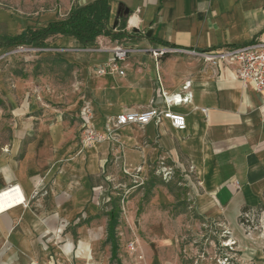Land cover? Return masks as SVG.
I'll return each mask as SVG.
<instances>
[{
    "label": "crops",
    "instance_id": "crops-1",
    "mask_svg": "<svg viewBox=\"0 0 264 264\" xmlns=\"http://www.w3.org/2000/svg\"><path fill=\"white\" fill-rule=\"evenodd\" d=\"M93 1L72 0L64 13L59 8L44 11L40 15L44 24L37 28ZM107 1L108 28L123 34L119 40L132 51L123 64L124 75L96 73L112 59L108 49L114 40L109 37L83 46L72 37L58 36L66 47L75 43L79 48L71 63L90 75L87 94L69 119L55 117L50 123L35 118L33 105L23 103L14 113L29 119L12 124L5 141L0 137V192L17 186L24 198L22 205L0 214V264H46L47 254L59 251L71 255L75 264H95L108 222L100 212L111 201L99 182L121 166L140 168L147 176L155 162L180 165L184 160L193 178L188 182V199L202 218L233 224L242 208L263 202L264 91L241 85L233 66L211 69L187 55L156 59L150 53L163 47L205 52L246 46L264 37V0ZM119 5L129 10V16L119 18L113 28ZM131 17L136 25L128 23ZM30 24L0 8V54L13 46L5 45L6 38L37 29ZM187 82L191 102L172 109L185 117V130L176 131L167 121L129 125L116 131L115 142L81 147L79 114L84 105L91 107L93 128L103 132L107 121L125 110L164 106V97L181 93ZM168 203L170 196L161 190L150 202ZM117 235L125 244L132 238L126 228ZM158 251L154 258L151 252L146 254L148 263L171 264L164 260V250ZM136 260L130 258L129 264Z\"/></svg>",
    "mask_w": 264,
    "mask_h": 264
},
{
    "label": "rangeland",
    "instance_id": "rangeland-1",
    "mask_svg": "<svg viewBox=\"0 0 264 264\" xmlns=\"http://www.w3.org/2000/svg\"><path fill=\"white\" fill-rule=\"evenodd\" d=\"M69 3L72 0H0V8L30 21V26L37 28L44 24L40 19L44 11L59 8L64 13ZM76 50L79 48L75 43L66 47L58 36L48 38L37 48L10 46L3 50L0 54V137L4 141L12 124L29 119L26 114L14 113L23 103L32 108L31 103L33 116L48 123L55 121V117L69 119V114H75L92 82L87 71L71 63ZM64 53L68 54L64 56ZM165 166L171 168L167 183L162 173H158ZM124 168L129 175L123 173ZM136 170L117 167L107 180L99 182L111 198L100 215L107 217L111 204L118 200L117 233L126 228L130 236L135 235L139 240L137 252L131 255L126 251L125 240L117 235L122 262L129 264L130 258H136L134 264H149L146 254L151 252L154 258L161 249L164 260L171 264L176 261L177 264H264L261 206L250 207L233 224L224 219L202 218L191 208L192 202L188 199V182L193 178L184 160L180 165L171 160L155 162L149 165L147 176ZM131 175L144 177V183L139 186ZM159 190L170 196V203L150 204ZM260 204H264V198ZM73 238L76 240L77 234ZM99 251L95 264L97 261L109 264L110 258L106 257L110 246L102 242ZM61 255H64L61 251L47 254L46 264H75L74 260L70 261L71 255L60 258Z\"/></svg>",
    "mask_w": 264,
    "mask_h": 264
},
{
    "label": "built area",
    "instance_id": "built-area-1",
    "mask_svg": "<svg viewBox=\"0 0 264 264\" xmlns=\"http://www.w3.org/2000/svg\"><path fill=\"white\" fill-rule=\"evenodd\" d=\"M112 55L111 61L100 67L96 73L103 76L109 73H117L119 76L124 75V65L131 54V49L125 41L114 40L108 49ZM153 58H161L165 55L182 54L192 58H198L211 69L235 67L236 79L243 86L251 85L257 92L264 91V37L255 39L252 43L238 48L221 49L214 51L197 52L195 50L174 49L163 47L159 50L151 51ZM189 82L182 87V92L170 97H164V106L150 105L145 110H125L120 114L109 119L104 126L103 132L96 131L90 123L91 107L84 105L80 110V118L83 121L80 145L82 148L91 147L95 143L103 141H116V131L122 127L134 125L143 127L147 124L159 125L163 121L169 122L170 126L176 131H183L186 128L185 117L182 114L174 112L173 107L191 102L192 94L187 91ZM141 171L140 168L136 170ZM171 168L163 167L158 173H162L164 181L170 180ZM129 175L128 171H123ZM133 176V175H131ZM137 179L135 182L141 186L145 178L133 176ZM17 186L9 187L0 192L10 193L13 199L17 194ZM22 195V194H21ZM123 202V201H122ZM24 198L16 203L22 205ZM16 205V206H17ZM139 241L135 235L132 236L126 244V250L129 254H134L138 250Z\"/></svg>",
    "mask_w": 264,
    "mask_h": 264
},
{
    "label": "trees",
    "instance_id": "trees-1",
    "mask_svg": "<svg viewBox=\"0 0 264 264\" xmlns=\"http://www.w3.org/2000/svg\"><path fill=\"white\" fill-rule=\"evenodd\" d=\"M109 15L110 6L108 1L95 0L84 6L72 8L64 19L48 23L42 28L28 29L15 37L6 38L5 45L37 48L49 36L72 37L83 46L93 45L100 36L119 40L123 37V34L112 32L108 28ZM118 203V200L113 201L111 209L106 214L108 222L105 243L110 246L109 264H122L118 255L119 244L117 240V227L119 225L120 214ZM258 206H261L260 209L264 215V204H259ZM249 209L250 207H244L241 213H246Z\"/></svg>",
    "mask_w": 264,
    "mask_h": 264
},
{
    "label": "bare ground",
    "instance_id": "bare-ground-1",
    "mask_svg": "<svg viewBox=\"0 0 264 264\" xmlns=\"http://www.w3.org/2000/svg\"><path fill=\"white\" fill-rule=\"evenodd\" d=\"M128 23L130 25H136V18L131 17ZM16 190L18 194L13 199L10 198V193L8 192L0 194V214L6 212V210H9L11 207L16 206V203H19V201H21V191L19 190V188H16Z\"/></svg>",
    "mask_w": 264,
    "mask_h": 264
},
{
    "label": "water",
    "instance_id": "water-1",
    "mask_svg": "<svg viewBox=\"0 0 264 264\" xmlns=\"http://www.w3.org/2000/svg\"><path fill=\"white\" fill-rule=\"evenodd\" d=\"M128 16H129V10L126 8H122L121 5H119L118 12L116 14V20L114 21V24L112 27L116 28L119 18L128 17ZM150 34H151V32H148L146 36L149 37Z\"/></svg>",
    "mask_w": 264,
    "mask_h": 264
}]
</instances>
